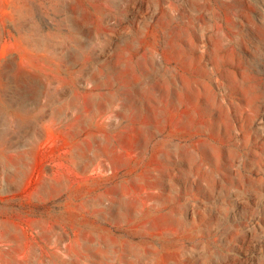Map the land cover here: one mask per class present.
Here are the masks:
<instances>
[{
	"label": "rangeland",
	"instance_id": "374dc122",
	"mask_svg": "<svg viewBox=\"0 0 264 264\" xmlns=\"http://www.w3.org/2000/svg\"><path fill=\"white\" fill-rule=\"evenodd\" d=\"M0 264H264V0H0Z\"/></svg>",
	"mask_w": 264,
	"mask_h": 264
},
{
	"label": "bare ground",
	"instance_id": "6f19581e",
	"mask_svg": "<svg viewBox=\"0 0 264 264\" xmlns=\"http://www.w3.org/2000/svg\"><path fill=\"white\" fill-rule=\"evenodd\" d=\"M66 13V12H65ZM33 28V27H32ZM104 73V72H103ZM104 75V74H103ZM145 75V74H144ZM146 78V77H145ZM147 84V83H146ZM138 87V86H137ZM141 88H142V86H141ZM50 90V89H49ZM143 90H144V87H143ZM142 90V91H143ZM141 91V90H140ZM151 91V90H150ZM132 92V91H131ZM137 92V91H136ZM142 93V92H141ZM136 94V93H135ZM143 94H144V91H143ZM127 96H128V94H127ZM129 99V98H128ZM66 104V103H65ZM94 106V105H93ZM97 150V149H96ZM86 163V162H85ZM71 172H73V171H71ZM103 211V210H102ZM111 247V246H110Z\"/></svg>",
	"mask_w": 264,
	"mask_h": 264
}]
</instances>
